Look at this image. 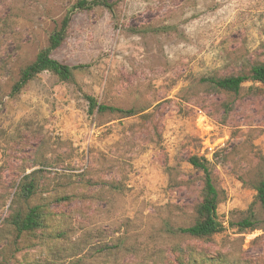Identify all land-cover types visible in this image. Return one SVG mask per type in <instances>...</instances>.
Masks as SVG:
<instances>
[{
  "label": "rangeland",
  "instance_id": "374dc122",
  "mask_svg": "<svg viewBox=\"0 0 264 264\" xmlns=\"http://www.w3.org/2000/svg\"><path fill=\"white\" fill-rule=\"evenodd\" d=\"M77 1L0 0V264H264L258 206L259 229L235 226L255 196L264 106L241 100L249 82L234 96L199 81L264 57V0H106L91 10ZM68 12L51 57L82 69L70 82L41 73L14 94ZM86 96L138 113L90 115ZM189 156L207 161L222 192L208 240L178 232L200 199ZM33 171L27 205L49 214L16 237L3 220Z\"/></svg>",
  "mask_w": 264,
  "mask_h": 264
},
{
  "label": "trees",
  "instance_id": "16d2710c",
  "mask_svg": "<svg viewBox=\"0 0 264 264\" xmlns=\"http://www.w3.org/2000/svg\"><path fill=\"white\" fill-rule=\"evenodd\" d=\"M101 5L108 6L106 0H78L73 9L91 10L93 7ZM70 20V12H68L61 20L59 28L49 35L47 46L40 50L34 60L20 71L17 82L12 86L14 94L19 93L41 73L47 72L61 82H70L73 79L74 72L82 69V66H69L51 57V52L59 48L64 42ZM199 81L200 83L207 84L215 92H223L234 96L241 95L242 85L249 82L251 85L246 88L241 100L249 105L258 104L264 106V89L254 85L256 83L264 85V57L251 63L247 68L240 69L236 73L224 76L202 77ZM85 99L88 106L87 111L90 115L118 113L122 118H129L138 113L134 109L123 110L99 104L91 96H86ZM224 108L227 113L233 110L229 104H225ZM259 160L261 167L254 184L255 196L245 211L244 216L235 224L239 231H253L260 228L261 220L254 210L256 205L264 215V156H259ZM186 161L195 170L201 172L199 182L200 199L193 206V223L185 228H179L178 232L198 240H208L218 231L216 209L222 192L214 183L206 160L196 156H189L186 158ZM4 167V164L0 166V190L7 194L8 187L1 176ZM35 175L36 171L23 175L14 186L15 191L12 194L9 205L10 213L3 220V224L10 227L16 237L33 234L36 230L45 227V221L49 214V211L44 206L27 205V202L32 199L38 190ZM63 199L60 198L56 202L63 201Z\"/></svg>",
  "mask_w": 264,
  "mask_h": 264
}]
</instances>
